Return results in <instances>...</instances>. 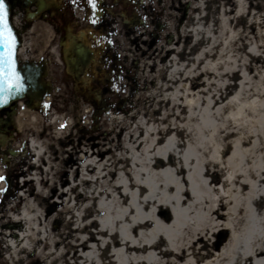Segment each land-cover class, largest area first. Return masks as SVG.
Here are the masks:
<instances>
[{
	"label": "bare ground",
	"instance_id": "bare-ground-1",
	"mask_svg": "<svg viewBox=\"0 0 264 264\" xmlns=\"http://www.w3.org/2000/svg\"><path fill=\"white\" fill-rule=\"evenodd\" d=\"M222 1V15L208 30V13L201 9L207 2L185 0L194 9L185 6L174 15L172 45L162 44L156 52L140 48L143 92L129 107L109 111L99 124L101 134L87 142L73 145L74 129H85L89 113L81 98L69 109L58 106L66 114L50 115L49 124L37 112L20 114L18 134L25 144L12 152L21 159L12 161L9 171L0 165V192L7 191L0 195V264H194L190 250L201 228L184 239L185 260L177 234L181 240L185 188L193 202L202 198L187 178L185 187L176 178L178 134L197 132L208 139L209 117L224 132L248 133L257 137L255 145L264 144V0ZM122 35L117 34L120 50L136 60L138 38L128 31ZM183 54L195 58L192 66H177L176 57ZM85 86L103 101L100 90ZM164 170L170 171L167 181ZM237 171L227 167L224 198L217 199L210 184L208 219L214 227L217 219L225 220L234 233L208 263L264 264V178L233 179ZM5 182L18 192L15 203ZM242 222L244 229L236 230ZM162 242H168L166 260Z\"/></svg>",
	"mask_w": 264,
	"mask_h": 264
},
{
	"label": "rangeland",
	"instance_id": "rangeland-1",
	"mask_svg": "<svg viewBox=\"0 0 264 264\" xmlns=\"http://www.w3.org/2000/svg\"><path fill=\"white\" fill-rule=\"evenodd\" d=\"M161 1L162 4L159 3L160 1L157 2L155 0L154 6L157 8L158 11L160 10V13L165 12L164 15H166V17L164 18L163 16L162 18L164 22V24H162L164 26H160V28L158 24V27L155 30V33H158L159 38L155 39L156 46L154 48L156 50H151H155L154 52H156L157 49H160L162 44L172 45L171 36H168L170 35L169 32L173 30V28H171V25H177V19L174 15L182 14L183 12L180 9L185 8V6H188L187 8L189 11L191 9H194L193 3L191 2L192 4H190L189 7L188 3L185 2V0ZM180 1H182V5L179 4ZM202 1H205V3L207 2V5H202L201 7L203 8L201 9H205L208 13L209 30V28H211L212 26L214 19L216 18V15H218L219 17L220 15H222L223 1ZM174 2L175 6L177 7V10H174ZM170 7H172V10H169ZM129 13L131 14V11ZM159 17L162 16L159 15ZM117 20L123 22V20L120 19L118 16ZM122 22H120L121 28L118 30V32L120 31L123 34L122 36L124 37L125 33H127V30L122 27ZM167 24H170V29H167ZM132 31L134 32V35H140V33H137V30ZM138 49H140L139 46H134V54L136 58L134 62L133 58H130L128 62H124V60L121 61L124 73L126 72L128 79H123L122 82H120L117 86L113 87L111 94L103 95V100L106 103V107H104L103 109H97L95 101L89 102L92 101L91 98L88 99V101L85 100L88 108L86 110L84 109V111L86 112V114L87 111L89 113L87 114V118L83 121V126H85V129L82 130L80 129V127H76L74 129V133L77 135L73 142L74 146L77 147L79 141L85 143L88 141V139H90L91 136L101 134L99 124L106 118L109 111H111L112 109L118 110L129 107L131 105V102H135L136 98L140 95L141 92H143V89L145 87L143 85V80L141 79V76L143 75V72L141 75V70L144 63L140 62V60L142 59V52L138 51ZM218 52H220L219 49ZM218 52L212 57L211 60L216 59V57L218 56ZM137 59L139 60L137 61ZM194 62L195 58L192 57L190 54H183L181 57H176V64L178 67L192 66ZM148 71L149 69H147V73ZM129 77L132 78L131 81L129 80ZM209 77H211L212 79L213 74L208 71V79ZM72 82L64 81L62 80V78H58V76H56L55 81L51 82L52 87L49 99L44 102L40 109L28 111H32L31 113H34L33 111L37 112V114L39 113V115H41L40 117H42V119L45 121V124H49L48 119L52 114L58 117L65 116L66 111L58 110V106L62 107V109H65L66 107L69 109L71 107V104L75 100L79 98H88L85 97V93L81 89L82 87L79 86L80 92H77V84ZM207 86L208 97H212V89L210 85L207 84L205 87L207 88ZM130 96H133V98H131ZM194 99L195 101L197 100L196 97ZM181 104H184L183 101H181ZM68 120L73 123L74 118L71 116ZM27 122L28 121H26L25 124ZM219 124V121L209 119L208 117V139H206L203 135L198 134L197 132H189L188 135L185 136L180 133L176 138L174 146V149L178 153L176 162L177 180L181 182L182 186L185 187L186 185H184L183 181L187 178L189 180V184L191 182L193 183L192 186L194 187V191L196 192V194L199 196V198H202L200 202H193L191 199L190 190H187L185 188V190L183 191L184 202H182V207L185 211L183 213H185V216L187 218L184 219L185 221L184 223H182L183 228H181L180 230V236L182 241L180 240L177 234V240L179 239L178 244L180 246V250L182 251L180 257L184 256L183 259L185 260V257L189 254L188 250H186L188 242H184V239L188 240L190 234L193 238L194 230L196 231L197 229L201 228L199 231H197L199 236H196L194 238L190 250V254H193L195 256L194 264H207L209 261H211L214 255L218 254L223 249H225L227 244L231 242L234 233V229L229 230L227 228V226L225 225V220L217 219L216 223L218 224V226L214 227L212 221L208 219L207 212H209V210L212 208V203L209 199V193L211 191L210 184L212 186V190L214 191L213 195H215L217 199H220L224 198L222 188L227 186H222L225 180L227 181V167L231 171L238 169L233 179H254L260 177L264 178V144L255 145L254 142L257 137L248 133H240L237 135L231 132H224L217 127ZM182 125L184 126L185 124ZM195 127H197V124L195 125ZM181 131L183 132V129ZM14 135L15 136L8 137L9 139H13V141H9V145H6L4 148V150L8 153V155L6 156L11 162H9L8 164H4L3 155H0V165L4 167L6 171H9V169L12 168V161H17L21 159V156L10 155L9 151L14 149L22 151L23 146L25 144V139L21 138L18 133H15ZM94 139L95 141H98L97 138ZM73 145L71 147H74ZM227 158H234V162L232 165L221 163L222 159ZM165 162L169 163L167 160ZM169 175L170 171L164 170L163 178L165 181L168 180ZM4 186L8 189V191L12 192V194H10L11 196H9V200L15 203L14 197L18 195V192L15 191L13 182L12 185H9L7 182H5ZM6 194V190L0 192V195L2 196H6ZM164 195L167 198L168 192L166 191ZM204 196H208V199ZM246 215L247 210L245 209L242 217L245 218ZM237 229L243 230L244 222L238 225L236 227V230ZM148 243L150 244L151 242H147V244ZM167 243L168 242H162V260H166L168 257L166 255ZM216 264H225V261L221 259V261Z\"/></svg>",
	"mask_w": 264,
	"mask_h": 264
},
{
	"label": "flooded vegetation",
	"instance_id": "flooded-vegetation-1",
	"mask_svg": "<svg viewBox=\"0 0 264 264\" xmlns=\"http://www.w3.org/2000/svg\"><path fill=\"white\" fill-rule=\"evenodd\" d=\"M154 3L155 0H96L93 7L89 0H5L9 23L19 39L18 60L24 74L33 76L41 86L58 76L91 94L85 86L89 85L92 91L100 90L102 96L111 94L113 87L128 79L121 61L128 62L130 58L126 59L119 48L115 27L122 21L117 16L128 34L138 38L134 46L151 51L159 38L155 30L158 24L164 26L165 14ZM132 30L140 35H134ZM45 91L40 89L38 98L46 99ZM38 98L25 96L0 109V154L7 153L4 148L8 137L18 133L16 120L21 111L37 110Z\"/></svg>",
	"mask_w": 264,
	"mask_h": 264
},
{
	"label": "snow or ice",
	"instance_id": "snow-or-ice-1",
	"mask_svg": "<svg viewBox=\"0 0 264 264\" xmlns=\"http://www.w3.org/2000/svg\"><path fill=\"white\" fill-rule=\"evenodd\" d=\"M93 7L96 6V0H89ZM15 35L9 23L8 12L6 10L5 0H0V93L8 92L12 94L23 90L21 76L16 71L15 54ZM7 99H0V105L6 104ZM4 177H0L3 180Z\"/></svg>",
	"mask_w": 264,
	"mask_h": 264
},
{
	"label": "water",
	"instance_id": "water-1",
	"mask_svg": "<svg viewBox=\"0 0 264 264\" xmlns=\"http://www.w3.org/2000/svg\"><path fill=\"white\" fill-rule=\"evenodd\" d=\"M13 34L15 35V54H14V59L16 61V71L20 74L21 76V82L23 84V90L19 91V92H14L12 94H9L8 92H2L0 93V99H7V103L6 104H2L0 105V109L9 106L12 102L18 100V99H22L25 94L28 93V91H30L31 89H35L37 87V84L34 82V80L30 79V78H26V76L24 75L23 71L19 68L18 65V61H17V49H18V38L15 34V32L13 31ZM3 51V48L0 47V52Z\"/></svg>",
	"mask_w": 264,
	"mask_h": 264
}]
</instances>
